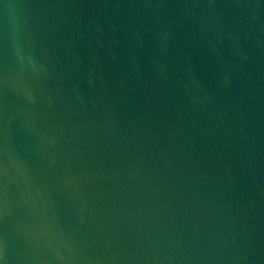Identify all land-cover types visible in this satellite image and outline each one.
Segmentation results:
<instances>
[{
    "label": "water",
    "instance_id": "95a60500",
    "mask_svg": "<svg viewBox=\"0 0 264 264\" xmlns=\"http://www.w3.org/2000/svg\"><path fill=\"white\" fill-rule=\"evenodd\" d=\"M0 264H264V0H0Z\"/></svg>",
    "mask_w": 264,
    "mask_h": 264
}]
</instances>
